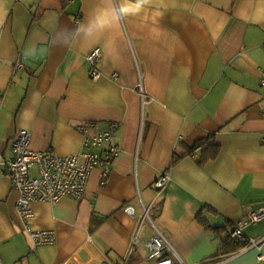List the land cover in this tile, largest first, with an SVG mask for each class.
Instances as JSON below:
<instances>
[{
	"label": "crops",
	"instance_id": "1",
	"mask_svg": "<svg viewBox=\"0 0 264 264\" xmlns=\"http://www.w3.org/2000/svg\"><path fill=\"white\" fill-rule=\"evenodd\" d=\"M135 2L0 0V161L21 129L31 150L66 156L82 149L78 124L113 123L118 146L81 200L30 203V228L54 233L37 248L1 166L0 264H153L144 244L156 230L185 264H264V242L217 253L238 220L264 210V0ZM242 231L237 241L259 239L264 222ZM133 236L141 253L129 252Z\"/></svg>",
	"mask_w": 264,
	"mask_h": 264
},
{
	"label": "built area",
	"instance_id": "2",
	"mask_svg": "<svg viewBox=\"0 0 264 264\" xmlns=\"http://www.w3.org/2000/svg\"><path fill=\"white\" fill-rule=\"evenodd\" d=\"M264 41V40H263ZM264 47V42L262 44ZM101 58L100 48L93 49L86 57L89 66L90 77L97 79L100 76L98 62ZM23 66L15 63L14 69L20 70ZM264 85V81L262 82ZM1 101V96H0ZM75 130L82 135V149L80 152L57 156L50 149L44 151L31 150L29 148L30 133L21 129L10 140V155L0 161V168L4 166L12 185L17 191V213L22 221V228L28 242L32 248H37L44 244L52 243L54 240L53 231L33 230L30 228L29 220L32 218L30 209L31 202L55 203L65 197L80 199L84 196L85 187L91 171L100 168L102 179L107 173L110 161L117 155L118 146L115 142L116 126L108 123L104 129L97 130L90 123H81ZM168 180V176L163 174L155 181V187L163 188ZM145 209L141 217L140 225L144 221L150 220V216ZM133 207L127 205L124 212L129 216L133 215ZM264 222V210L248 212L235 223L234 229L229 233V237L234 240L243 238V228L247 225H255ZM264 236L259 239H247L242 249H261ZM138 243V239L133 236L129 252L132 253ZM146 261L153 264H185L171 249V243L167 236L156 230L153 236L145 241ZM240 249V250H241ZM260 253L258 260H262ZM127 259L120 263L125 264ZM108 264V262H104Z\"/></svg>",
	"mask_w": 264,
	"mask_h": 264
},
{
	"label": "trees",
	"instance_id": "3",
	"mask_svg": "<svg viewBox=\"0 0 264 264\" xmlns=\"http://www.w3.org/2000/svg\"><path fill=\"white\" fill-rule=\"evenodd\" d=\"M209 139H210V137L207 139H202L201 141H197L195 144H193L194 150L197 148H200L204 144L205 145L206 144H213V143L208 142ZM197 219H198L197 222L201 223L205 227H208L206 222H204L205 220L202 217L197 216ZM92 224H95V223H92ZM214 230L216 231L218 229H214ZM245 244H246V241L241 242V241H237V240H234V239H231L230 237H228L223 241V244L221 246H219V250L217 251V253L224 254V255L235 253V252H238L239 249L243 248Z\"/></svg>",
	"mask_w": 264,
	"mask_h": 264
},
{
	"label": "clouds",
	"instance_id": "4",
	"mask_svg": "<svg viewBox=\"0 0 264 264\" xmlns=\"http://www.w3.org/2000/svg\"><path fill=\"white\" fill-rule=\"evenodd\" d=\"M146 3H148V0H136V2H135V8H136L137 10H139V9H141ZM130 10H131V9L128 8V7H121V8L119 9V13H120V14H124V13L129 12Z\"/></svg>",
	"mask_w": 264,
	"mask_h": 264
},
{
	"label": "rangeland",
	"instance_id": "5",
	"mask_svg": "<svg viewBox=\"0 0 264 264\" xmlns=\"http://www.w3.org/2000/svg\"><path fill=\"white\" fill-rule=\"evenodd\" d=\"M144 225V229H147V224L145 223V224H143ZM139 248V249H138ZM138 248L137 249H135L136 251L134 252V254L137 252V253H141V249H142V244H139L138 245Z\"/></svg>",
	"mask_w": 264,
	"mask_h": 264
}]
</instances>
